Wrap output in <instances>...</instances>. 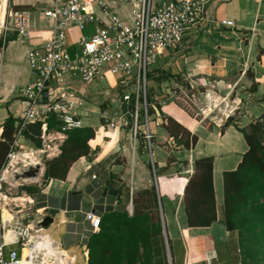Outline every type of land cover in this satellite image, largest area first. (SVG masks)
<instances>
[{"label":"crops","instance_id":"obj_1","mask_svg":"<svg viewBox=\"0 0 264 264\" xmlns=\"http://www.w3.org/2000/svg\"><path fill=\"white\" fill-rule=\"evenodd\" d=\"M9 1L16 9L30 10L36 25L29 39L13 34L0 49V134L4 121L10 115L16 117L24 108L23 100L15 93L31 79L27 61L31 44L47 38L52 26L51 20L43 14V8L49 7L52 0ZM164 1L167 0H155V4L159 6ZM118 13L131 22L133 7L124 4ZM223 19L232 20L234 25L222 24ZM201 24L186 35L178 48L182 49L180 59L175 63L176 73H171L202 82L205 112L201 114H205L204 118L196 119L172 101L162 99L160 102L165 114L198 135L197 144L190 149L177 145L163 126L162 113L159 115L152 105L157 118V124L152 126L156 175L161 177L157 172L164 167L167 170L163 174L172 171L176 161L169 160L173 153L180 166L172 175L182 185L181 190L176 188L171 193L157 188L159 202L172 243L171 264H244L240 233L229 231L223 222L224 172L236 169L248 150L243 134L235 125L244 128L264 114V0H211ZM164 62L160 67L167 68L169 63L165 66ZM254 80L258 83L255 89L252 87ZM89 103L82 120L84 127L95 130V137L88 142L91 153L75 161L64 179L46 180L45 161L61 154L65 140L53 141L48 148L52 151L49 155L44 143L36 148L24 136L17 147L21 153L28 147L35 151L45 149L42 157L45 170L37 181L42 189L35 203L42 210L40 216L53 213L45 210L47 206L58 211L53 223L56 237L48 233L68 254L75 256L76 264L78 261L89 264L88 242L98 233L88 232L90 223L85 221L84 212L93 209L103 215L120 208L131 190L134 196L137 191L151 186H148L147 174L153 169L144 144L139 139L135 144L131 139V129L108 127L99 113V106ZM229 118L235 125H225ZM173 146L178 149L171 150ZM204 156L213 157L218 220L210 226L189 227L184 206L185 187L194 174L195 159ZM157 256L160 258V253ZM157 264L164 262L159 260Z\"/></svg>","mask_w":264,"mask_h":264},{"label":"built area","instance_id":"obj_2","mask_svg":"<svg viewBox=\"0 0 264 264\" xmlns=\"http://www.w3.org/2000/svg\"><path fill=\"white\" fill-rule=\"evenodd\" d=\"M210 1L167 0L156 6L155 0H52L49 7L43 8L52 26L47 38L31 44L27 57L31 79L15 93L23 100L24 108L16 116L18 131L0 173V191L1 182L11 178L14 172L31 164L43 166L45 149L33 152L37 159L34 163L26 161L24 153L17 150L24 127L42 122L41 138L47 155L51 154L48 148L53 141H63L69 132L84 127L82 116L86 105L90 104L85 93L91 92L87 86L96 79L121 84L119 95L108 107L100 108L99 113L108 127H127V117L132 118L131 139L136 144L144 137L157 183L152 129L157 118L149 113L147 101L149 66L160 61L166 51H176L186 35L198 28ZM124 4L133 7L131 22L118 13ZM221 22L234 25L232 20ZM90 24L94 25L92 33L85 35L83 31ZM35 25L30 10L16 9L9 0H0V40L3 43L13 34L29 39ZM75 32L78 33L74 37ZM80 84L84 86L78 87L84 97L64 93L51 101L57 87ZM113 109L118 112L113 113ZM52 117L60 122L59 129L49 128ZM130 194L132 212V190ZM3 211L0 210V264H76L75 256L68 254L40 224L45 215L25 221L19 210L14 214L9 212L13 218L7 221ZM84 219L90 223V234L100 231L102 215L93 209L86 210ZM8 232H11L10 238L6 237Z\"/></svg>","mask_w":264,"mask_h":264},{"label":"trees","instance_id":"obj_3","mask_svg":"<svg viewBox=\"0 0 264 264\" xmlns=\"http://www.w3.org/2000/svg\"><path fill=\"white\" fill-rule=\"evenodd\" d=\"M10 39H8L9 41ZM4 43L0 40V49ZM172 78L173 74H168ZM154 80L148 78V83ZM258 83L252 85L253 89ZM150 105L149 113L154 114L153 104L160 109L165 120L163 126L166 128L177 145L190 149L198 142V135L191 131L171 115L165 114L152 94L147 95ZM107 107L106 104L102 108ZM130 108H133L130 105ZM128 128L132 126V118L127 117ZM17 118L10 115L2 125L0 136V173L7 162L8 154L16 139L18 127L15 125ZM235 125L233 119L229 118L225 125ZM49 128H60V122L55 117L50 118ZM236 128L243 134L248 150L243 154L242 160L234 170L224 172V207L223 222L229 231L237 230L240 233L242 244L243 237L240 225L236 217L238 206L241 202L252 199L256 209V219L263 224L261 231L262 248L264 249V114L244 128ZM247 127L249 130H247ZM42 122L27 124L23 129V136L36 148L43 146ZM95 137L93 127L85 126L68 133L62 145L59 156L47 161L45 179H64L70 166L82 156H89L91 148L89 141ZM144 144V137L141 136ZM94 143V142H92ZM170 162L175 157H170ZM167 167L159 169L158 176L162 175ZM248 193L249 195H246ZM39 194L35 195L37 197ZM262 199V201H259ZM134 213L128 214L123 206L102 215L100 231L93 235L88 242L89 264H123L125 260L136 259L140 249V243L148 244L150 238L162 234V220L159 212V196L155 186L137 191L133 198ZM184 206L189 227L210 226L218 220L215 189L213 184V157L204 156L195 159L194 174L189 179L184 192ZM251 227L257 224L251 221ZM116 228L118 233L114 232ZM170 239V238H169ZM172 249V243L170 240ZM244 254V250H243Z\"/></svg>","mask_w":264,"mask_h":264},{"label":"rangeland","instance_id":"obj_4","mask_svg":"<svg viewBox=\"0 0 264 264\" xmlns=\"http://www.w3.org/2000/svg\"><path fill=\"white\" fill-rule=\"evenodd\" d=\"M202 24H199L198 28ZM93 26L90 24L83 31L85 35H89L92 33ZM182 49H177L172 53L171 50L165 52L164 56L160 61L153 63V65L149 66L148 78L151 77L154 81L152 84H147V95L152 94L153 99H156L160 106L162 105L163 100L172 101L177 103L187 112H189L193 117L198 120L204 118L205 114H201L203 111L205 112V93L203 92L204 87L202 86V82L200 81H190L185 76L173 74L172 78H168V74L176 73V61L179 60V54ZM179 52V53H178ZM166 60V62H164ZM164 65L167 68L160 67ZM179 62V61H178ZM157 66V68H156ZM172 72V73H171ZM81 86V84L79 85ZM121 84H116L115 81H112L110 84L107 79H96L91 85H88L87 88L91 90L89 93H85V97L87 100L91 102L93 105L99 106L102 108V105L108 104L111 100H113L120 93ZM87 91V90H86ZM165 95L164 97H161ZM163 99V100H162ZM118 112V109H113V113ZM92 119H96V116L93 115ZM103 119V118H102ZM93 120V121H94ZM104 121V119H103ZM105 122V121H104ZM247 130L249 128L247 127ZM192 133V132H191ZM193 134V133H192ZM154 139V138H153ZM171 150H177L175 146L170 148ZM20 150V149H19ZM30 147L26 149H22L23 152H34L35 150ZM173 153H171V157ZM151 158V157H150ZM45 161V165L47 164ZM151 161V159H150ZM173 164L172 171H167L161 175V177L157 178L158 181V189L167 190V192L171 193L176 190V188L181 190V183L176 182L174 177V173L178 170L180 164ZM173 161V162H175ZM149 184L155 186V190L158 194V189L156 187V178L154 175L153 169H151V174H147ZM181 178L182 177H177ZM1 180V176H0ZM39 182H21L20 184H13L11 178H7L1 182L2 188L0 191V210H9L12 214L16 213L19 210H22L25 221L36 220L40 217V213L42 211L39 209L37 203H35V195L41 193L42 187L38 186ZM129 194V193H128ZM249 195L248 193H245ZM32 198V202L24 201L20 202L15 199L19 197ZM134 198V196H133ZM262 199L256 202H261ZM124 204L122 206L128 212L130 216L134 213V203H133V211L129 209L131 203V194L126 195L123 199ZM160 204V202H159ZM255 203L252 199L248 200V202H241L238 206V212L236 213V217L238 220V224L240 225L241 234L243 237V250H244V264H264V249L262 248V240H261V231L263 230L262 222L258 221L255 217L256 209ZM159 212L162 220V234L158 236H154L149 239L148 244L140 243V249L136 256V259L133 261L125 260L123 264H157L160 262H164V264H171V246L169 234L164 222L163 217V209L162 206L159 205ZM44 214V213H43ZM46 215V214H45ZM253 221L257 224V226L251 227L250 223ZM46 231L49 232L52 237H56L54 234L53 224L49 227H46ZM114 232L118 233L116 228L113 229ZM53 233V234H52ZM19 250V247H16ZM157 253H160V258L157 256ZM77 264H81L80 261Z\"/></svg>","mask_w":264,"mask_h":264},{"label":"water","instance_id":"obj_5","mask_svg":"<svg viewBox=\"0 0 264 264\" xmlns=\"http://www.w3.org/2000/svg\"><path fill=\"white\" fill-rule=\"evenodd\" d=\"M69 93L79 97H84V94L79 90L78 85H65L59 86L55 89L54 94L51 95V101H55L62 94ZM158 114H161V111L158 107H155ZM45 166L41 164L29 165L27 167H23L20 170L14 172L11 176V181L13 184H20L21 182H37L39 181L44 174ZM158 183L156 184L157 187ZM42 208V207H41ZM45 210H52L53 213H47L40 224L44 227H49L55 221V216L58 214V211L53 207L47 206ZM56 211V212H54ZM163 215V214H162Z\"/></svg>","mask_w":264,"mask_h":264},{"label":"bare ground","instance_id":"obj_6","mask_svg":"<svg viewBox=\"0 0 264 264\" xmlns=\"http://www.w3.org/2000/svg\"><path fill=\"white\" fill-rule=\"evenodd\" d=\"M23 157H24V159L26 161H30L31 163H34L37 160L35 158V154L33 152H30V151H29V153L28 152H25ZM13 163H16V162L13 161ZM15 200L20 201V202H24V201H30V202H32L31 199L26 198V197H23V196L15 199ZM3 218L8 221V220L12 219L13 217H12L11 213H9V211L4 210L3 211ZM6 237L7 238H10L11 237V232H8Z\"/></svg>","mask_w":264,"mask_h":264}]
</instances>
